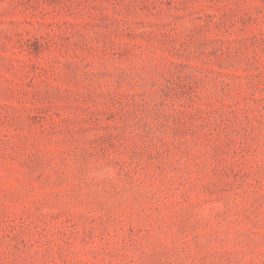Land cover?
<instances>
[{
  "label": "rangeland",
  "instance_id": "rangeland-1",
  "mask_svg": "<svg viewBox=\"0 0 264 264\" xmlns=\"http://www.w3.org/2000/svg\"><path fill=\"white\" fill-rule=\"evenodd\" d=\"M0 264H264V0H0Z\"/></svg>",
  "mask_w": 264,
  "mask_h": 264
}]
</instances>
